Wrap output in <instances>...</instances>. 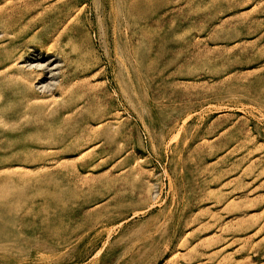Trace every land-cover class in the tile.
<instances>
[{
    "label": "rangeland",
    "instance_id": "1",
    "mask_svg": "<svg viewBox=\"0 0 264 264\" xmlns=\"http://www.w3.org/2000/svg\"><path fill=\"white\" fill-rule=\"evenodd\" d=\"M0 264H264V0H0Z\"/></svg>",
    "mask_w": 264,
    "mask_h": 264
},
{
    "label": "bare ground",
    "instance_id": "2",
    "mask_svg": "<svg viewBox=\"0 0 264 264\" xmlns=\"http://www.w3.org/2000/svg\"><path fill=\"white\" fill-rule=\"evenodd\" d=\"M24 81V80H23ZM30 82V81H29Z\"/></svg>",
    "mask_w": 264,
    "mask_h": 264
}]
</instances>
